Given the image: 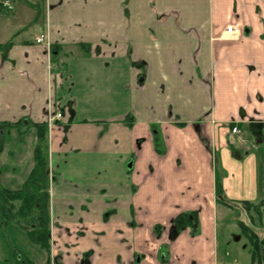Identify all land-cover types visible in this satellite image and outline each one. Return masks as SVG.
<instances>
[{
    "label": "crops",
    "instance_id": "crops-1",
    "mask_svg": "<svg viewBox=\"0 0 264 264\" xmlns=\"http://www.w3.org/2000/svg\"><path fill=\"white\" fill-rule=\"evenodd\" d=\"M9 1L0 185L23 187L47 124L51 234L48 251L10 225L0 262L10 234L35 264H233V209L264 210V0H41L15 40L37 2Z\"/></svg>",
    "mask_w": 264,
    "mask_h": 264
},
{
    "label": "trees",
    "instance_id": "trees-1",
    "mask_svg": "<svg viewBox=\"0 0 264 264\" xmlns=\"http://www.w3.org/2000/svg\"><path fill=\"white\" fill-rule=\"evenodd\" d=\"M3 0H0V3ZM2 4V3H1ZM0 4V10L2 8ZM11 44L0 45V52H7ZM39 131V142L35 149V166L19 190L7 189L0 185V232L10 225L23 228L30 241L42 249L50 250V216L48 192V162L45 155L47 148V124H36ZM218 196L224 200L219 190ZM251 203H245V205ZM260 212H262L260 210ZM263 213V212H262ZM263 215V214H262ZM238 226L251 245L250 258L253 264H264V234L260 236L255 229L244 221ZM17 264H35L27 257L17 260ZM0 264H9L0 262Z\"/></svg>",
    "mask_w": 264,
    "mask_h": 264
},
{
    "label": "rangeland",
    "instance_id": "rangeland-1",
    "mask_svg": "<svg viewBox=\"0 0 264 264\" xmlns=\"http://www.w3.org/2000/svg\"><path fill=\"white\" fill-rule=\"evenodd\" d=\"M34 2H37V4H34V8H35V14H34V20L33 18L30 19V22L25 23V27H21V23L26 22L28 19V16H26V13L24 11H21V9L18 7L17 13L19 14V19L17 22H15V25L19 28L21 27L18 31H14L9 33V36H11L13 39H16V33H21L23 34L24 31L27 33V30H34L36 28V30L38 31V25L41 24V21H45L46 20V8L43 7V3L41 0H33ZM33 6V5H32ZM3 8H6L3 6ZM13 12H11L12 15ZM9 14V13H8ZM17 28V29H18ZM36 31V32H37ZM33 34V32H32ZM41 35H47L46 33L42 32L40 33L39 36ZM14 36V37H13ZM19 37V36H17ZM47 39V38H46ZM47 43H49V41L46 40ZM37 43V42H36ZM47 49V53L49 55H51V62H52V68H55V65L53 64L54 62H56L53 59V50L50 44V47H46ZM51 178V177H50ZM53 178V177H52ZM234 212L231 215V220L235 223H239V221H245V223L247 225H249L251 228L255 229V231H257V233L263 237L264 232H262V230H264V210L263 213L260 211H254L252 210V207L250 206V209L248 211H239L237 209H233ZM248 212V215H247ZM263 214V215H262ZM27 237V236H26ZM28 241V240H25ZM5 246L8 249L7 252H10V263L11 264H15L17 263V260L20 259L21 256H25L26 254L23 252L22 250V245L23 242L19 239L16 238L15 236H12L10 234L7 235L6 240H5ZM39 247V246H37ZM250 251H251V245L249 243V240L243 235V233L241 232L240 227H234L232 228V233H231V237H230V242H223L222 241V246H221V250L220 252H228L229 253V257H227L226 262H231L233 264L235 263H239V264H253L251 262V256H250ZM25 254V255H24ZM229 259V260H228ZM9 263V264H10Z\"/></svg>",
    "mask_w": 264,
    "mask_h": 264
},
{
    "label": "built area",
    "instance_id": "built-area-1",
    "mask_svg": "<svg viewBox=\"0 0 264 264\" xmlns=\"http://www.w3.org/2000/svg\"><path fill=\"white\" fill-rule=\"evenodd\" d=\"M2 4L4 7H9V8L11 7V3L9 0H4ZM228 32L233 33L235 35V33H237V29L234 26H229ZM36 42L38 44H42V45L44 44L47 47H50V43L46 42V37L44 35H41L40 37H38L36 39ZM62 117H63L62 113L58 111L57 109H55V107H53L52 104H50L48 112H47L48 125L52 126L55 122L62 120ZM232 132L237 135H241L242 133V131L240 130L238 126H235ZM240 141L242 145L246 144L245 140L242 137H240Z\"/></svg>",
    "mask_w": 264,
    "mask_h": 264
}]
</instances>
